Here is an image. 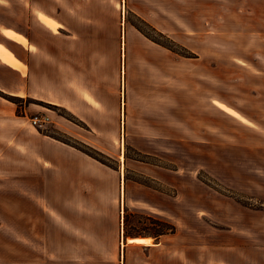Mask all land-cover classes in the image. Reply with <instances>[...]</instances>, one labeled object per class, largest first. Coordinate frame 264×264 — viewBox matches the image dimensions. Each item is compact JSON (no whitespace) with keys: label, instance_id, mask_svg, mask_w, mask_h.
Returning <instances> with one entry per match:
<instances>
[{"label":"rangeland","instance_id":"374dc122","mask_svg":"<svg viewBox=\"0 0 264 264\" xmlns=\"http://www.w3.org/2000/svg\"><path fill=\"white\" fill-rule=\"evenodd\" d=\"M210 1L0 4L2 59L16 66L7 50L25 58L13 36L31 37L34 7L43 26L67 34L38 29L51 46L37 59L64 67L68 94L78 78L103 77L96 115L52 102L40 74L36 93L15 103L25 131H45L112 165L100 161L104 193L86 197L55 186L24 146L0 148V264H123L124 236L154 235L153 219L175 225L172 237L202 254L264 264V0ZM5 80L11 87L19 78ZM7 84L0 80V92L18 96ZM35 116L50 122L35 126Z\"/></svg>","mask_w":264,"mask_h":264},{"label":"crops","instance_id":"0c3cea01","mask_svg":"<svg viewBox=\"0 0 264 264\" xmlns=\"http://www.w3.org/2000/svg\"><path fill=\"white\" fill-rule=\"evenodd\" d=\"M4 1L5 3L0 2V4H9V0ZM207 2L214 3L210 0H207ZM36 12L34 7L27 12L29 17L31 16V37L29 38L28 35L20 32H17L20 35L15 34L13 36V40L26 51L25 58L19 55L18 52L5 51V56L15 61L16 66L0 57V80L7 84L5 80L7 73L17 76L19 81L13 84L10 83L11 87H8L10 85L7 84L6 89L13 91L18 96L27 97L36 93V87L41 84L39 76L45 74L47 79L45 85L49 91H52L53 97L50 98L52 102L61 104L70 110H74V112H76L75 105L90 106L94 108L96 115L98 113L102 115V76L89 77L83 84H80L81 78H78L80 88L78 91L74 88L72 95H69L67 84L71 82V79L66 80V77L68 79L69 76L65 75L64 67L63 70L62 67L59 69L57 63L50 67L47 61L37 59L40 51L47 52L51 46L45 42V39L40 37V33H37L38 29H42L44 35L54 39L66 40L64 38L67 34L62 32V27L56 33L51 27L43 26L44 21L39 16L41 12L39 14ZM22 35L27 38L28 42L26 39L21 38ZM84 91L89 92L96 103H93L92 99L85 98ZM75 100L78 102L75 103ZM9 102L10 104L0 95V148L13 145L17 149L24 146L26 151L21 150L37 157L36 161L40 169L48 167V177L59 188L73 187L83 191L86 197H88L87 190L89 189L92 194L104 193L108 178L104 175L103 163L73 145L44 132L30 133L25 131L23 121L19 119L24 115H19L16 104L10 100ZM26 111L28 113V108H26ZM79 114H81V118L91 124L92 118L83 116L82 112ZM124 188L123 182L120 181L121 194H123ZM62 210H64V207H62ZM172 234L174 233L160 236L152 234H128L124 236V242H122L124 246L122 250L125 251L123 264H228L220 258L217 259L214 254H202L198 247L187 242H181L172 237ZM132 238L137 239V241H131Z\"/></svg>","mask_w":264,"mask_h":264},{"label":"trees","instance_id":"16d2710c","mask_svg":"<svg viewBox=\"0 0 264 264\" xmlns=\"http://www.w3.org/2000/svg\"><path fill=\"white\" fill-rule=\"evenodd\" d=\"M138 27L141 29L140 26H138ZM141 30H142V29H141ZM165 45H166V44H165ZM0 95L3 96V97H5V98H7L8 100H10V101L16 103L17 105H19L20 99H22L21 97H19V96H15V95H11V96H10V95H5V93H3V92H0ZM17 113H18L19 115H23V114L21 113L20 109L17 110ZM42 132H44L45 134L50 135L49 133H47V132H45V131H42ZM55 138H57V137H55ZM57 139H59V140L65 142V143H67V144L73 145L74 147H76V148H78V149H80V150L86 152L87 154H89L90 156L94 157L95 159H97V160H99V161H101V162H103V163H105V164H108V165L112 166V165L109 164L106 160L100 158L98 155H96L95 153L89 151L88 149L81 148L80 146H77V145L71 143V142L68 141V140H64V139H61V138H57ZM113 167H114V166H113ZM153 223L159 227L158 230L154 233L155 236H160V235L167 234V233H175L176 230H177V228H176L175 225L171 224L170 222H168V221H166V220L153 219Z\"/></svg>","mask_w":264,"mask_h":264},{"label":"built area","instance_id":"2783aa9c","mask_svg":"<svg viewBox=\"0 0 264 264\" xmlns=\"http://www.w3.org/2000/svg\"><path fill=\"white\" fill-rule=\"evenodd\" d=\"M31 120H32L33 125L42 126L43 123L50 122V117H48V116H45V117L35 116Z\"/></svg>","mask_w":264,"mask_h":264},{"label":"bare ground","instance_id":"6f19581e","mask_svg":"<svg viewBox=\"0 0 264 264\" xmlns=\"http://www.w3.org/2000/svg\"><path fill=\"white\" fill-rule=\"evenodd\" d=\"M226 106H224V108H225ZM131 241H133V242H135V241H137V239H135V238H132V239H130Z\"/></svg>","mask_w":264,"mask_h":264},{"label":"snow or ice","instance_id":"6c2138e0","mask_svg":"<svg viewBox=\"0 0 264 264\" xmlns=\"http://www.w3.org/2000/svg\"><path fill=\"white\" fill-rule=\"evenodd\" d=\"M0 2H2V0H0Z\"/></svg>","mask_w":264,"mask_h":264}]
</instances>
